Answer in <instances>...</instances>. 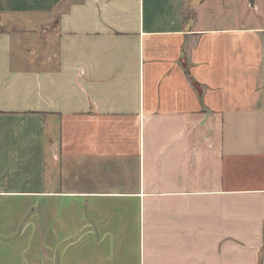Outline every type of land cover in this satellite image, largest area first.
I'll list each match as a JSON object with an SVG mask.
<instances>
[{
	"label": "crops",
	"instance_id": "1",
	"mask_svg": "<svg viewBox=\"0 0 264 264\" xmlns=\"http://www.w3.org/2000/svg\"><path fill=\"white\" fill-rule=\"evenodd\" d=\"M0 26V264H264V1L0 0Z\"/></svg>",
	"mask_w": 264,
	"mask_h": 264
},
{
	"label": "water",
	"instance_id": "2",
	"mask_svg": "<svg viewBox=\"0 0 264 264\" xmlns=\"http://www.w3.org/2000/svg\"><path fill=\"white\" fill-rule=\"evenodd\" d=\"M250 1H251L252 5H254V4H255V0H250Z\"/></svg>",
	"mask_w": 264,
	"mask_h": 264
},
{
	"label": "rangeland",
	"instance_id": "3",
	"mask_svg": "<svg viewBox=\"0 0 264 264\" xmlns=\"http://www.w3.org/2000/svg\"><path fill=\"white\" fill-rule=\"evenodd\" d=\"M261 1H264V0H259V4H260ZM254 8H255V7H254ZM254 8H252V9H254ZM256 10H258V8H256Z\"/></svg>",
	"mask_w": 264,
	"mask_h": 264
},
{
	"label": "trees",
	"instance_id": "4",
	"mask_svg": "<svg viewBox=\"0 0 264 264\" xmlns=\"http://www.w3.org/2000/svg\"><path fill=\"white\" fill-rule=\"evenodd\" d=\"M3 28L0 26V31L2 30Z\"/></svg>",
	"mask_w": 264,
	"mask_h": 264
}]
</instances>
